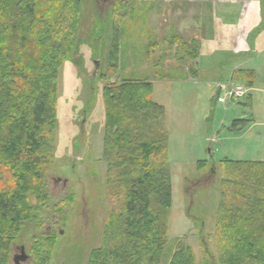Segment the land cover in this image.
I'll list each match as a JSON object with an SVG mask.
<instances>
[{
  "label": "rangeland",
  "instance_id": "374dc122",
  "mask_svg": "<svg viewBox=\"0 0 264 264\" xmlns=\"http://www.w3.org/2000/svg\"><path fill=\"white\" fill-rule=\"evenodd\" d=\"M61 1L62 15L76 27L71 54L57 71L53 161L43 183L48 198L13 244L9 264L21 247L25 264H33L34 238L47 231L53 238L48 264H88L100 248L107 216L121 207L108 193L103 91L127 81L152 83V101L164 110L168 134L172 205L157 264H170L179 247L189 251L193 264H218L220 161H264V62L251 59L244 67L255 70L254 78L224 64L192 79L188 69L198 73L197 58L189 45L195 40L198 56L206 52L203 41L217 24L213 4L233 10L250 0ZM113 46L116 66L109 57ZM237 87L241 95L234 100ZM237 120L244 125L232 128ZM199 161L208 164L203 171L196 169Z\"/></svg>",
  "mask_w": 264,
  "mask_h": 264
},
{
  "label": "trees",
  "instance_id": "16d2710c",
  "mask_svg": "<svg viewBox=\"0 0 264 264\" xmlns=\"http://www.w3.org/2000/svg\"><path fill=\"white\" fill-rule=\"evenodd\" d=\"M61 2L0 0V264H9L13 244L26 223L36 222L48 198L43 183L53 161L57 71L71 54L76 27L62 15ZM190 43L198 58L197 42ZM113 47L109 57L116 66ZM188 73L197 77L196 69ZM254 73L238 71L253 78ZM102 99L108 193L121 207L107 216L101 246L88 264H157L166 245L165 213L172 205L164 110L152 101L149 81L109 84ZM241 125L237 120L231 127ZM220 164L218 264H263L264 162L224 159ZM196 166L203 171L208 164ZM50 234L34 238L33 264H48ZM193 263L180 247L170 262Z\"/></svg>",
  "mask_w": 264,
  "mask_h": 264
},
{
  "label": "crops",
  "instance_id": "0c3cea01",
  "mask_svg": "<svg viewBox=\"0 0 264 264\" xmlns=\"http://www.w3.org/2000/svg\"><path fill=\"white\" fill-rule=\"evenodd\" d=\"M217 6L215 3L211 9V18L217 24L208 30L203 41L206 52H201L196 60L197 78L203 76L204 71L220 70L224 64L232 70L239 67V70L255 71L244 67L251 66V59L263 58L260 65L264 62V0L240 2L233 10L226 5L218 6L221 10L217 11Z\"/></svg>",
  "mask_w": 264,
  "mask_h": 264
},
{
  "label": "water",
  "instance_id": "95a60500",
  "mask_svg": "<svg viewBox=\"0 0 264 264\" xmlns=\"http://www.w3.org/2000/svg\"><path fill=\"white\" fill-rule=\"evenodd\" d=\"M28 260V256L24 253V248H20V254L15 255L12 258L13 264H25Z\"/></svg>",
  "mask_w": 264,
  "mask_h": 264
},
{
  "label": "built area",
  "instance_id": "2783aa9c",
  "mask_svg": "<svg viewBox=\"0 0 264 264\" xmlns=\"http://www.w3.org/2000/svg\"><path fill=\"white\" fill-rule=\"evenodd\" d=\"M237 88H239V87H237ZM240 95H241V92H240V88H239V89L233 91L232 92V96H230V97H233L234 100L235 99L238 100V98H240Z\"/></svg>",
  "mask_w": 264,
  "mask_h": 264
}]
</instances>
